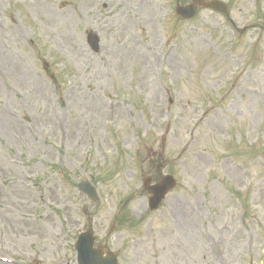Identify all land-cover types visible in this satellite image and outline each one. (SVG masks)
I'll list each match as a JSON object with an SVG mask.
<instances>
[{
    "label": "rangeland",
    "instance_id": "rangeland-1",
    "mask_svg": "<svg viewBox=\"0 0 264 264\" xmlns=\"http://www.w3.org/2000/svg\"><path fill=\"white\" fill-rule=\"evenodd\" d=\"M191 1L0 0L5 264H78L87 231L118 264H264V0Z\"/></svg>",
    "mask_w": 264,
    "mask_h": 264
},
{
    "label": "water",
    "instance_id": "water-1",
    "mask_svg": "<svg viewBox=\"0 0 264 264\" xmlns=\"http://www.w3.org/2000/svg\"><path fill=\"white\" fill-rule=\"evenodd\" d=\"M200 8L214 9L221 13L227 12L225 5L219 1L212 0L206 2L205 0H193L188 6L179 7L177 9V15L183 20H190L197 14ZM88 42L95 52L99 51V39L96 35H90ZM150 182V180H146L145 188L152 195L150 207L152 211H155L168 192L175 188L176 182L171 177L164 178L160 184L152 187L150 186ZM80 190L87 194L93 201H97L96 191L89 183L80 184ZM93 246L94 238L92 233L84 234L79 238L77 243L79 264H117L113 254L102 249L94 250Z\"/></svg>",
    "mask_w": 264,
    "mask_h": 264
},
{
    "label": "bare ground",
    "instance_id": "bare-ground-1",
    "mask_svg": "<svg viewBox=\"0 0 264 264\" xmlns=\"http://www.w3.org/2000/svg\"><path fill=\"white\" fill-rule=\"evenodd\" d=\"M137 18V17H136ZM132 46H137L136 44H135V42L132 44ZM93 102L89 105V107H90V110H99L100 112H103L104 111V109L103 108H108V109H111L112 111H114V108H110L109 106H106L105 104H103L101 101H99L98 99H93L92 100ZM104 107H103V106ZM114 107V106H113ZM5 263H7V262H5L4 260H3V258H1L0 257V264H5Z\"/></svg>",
    "mask_w": 264,
    "mask_h": 264
}]
</instances>
